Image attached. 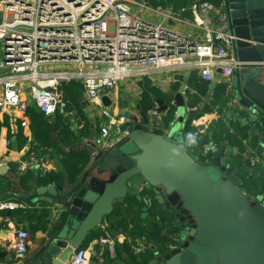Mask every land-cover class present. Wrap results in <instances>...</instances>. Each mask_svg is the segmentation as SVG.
<instances>
[{
    "label": "built area",
    "instance_id": "1",
    "mask_svg": "<svg viewBox=\"0 0 264 264\" xmlns=\"http://www.w3.org/2000/svg\"><path fill=\"white\" fill-rule=\"evenodd\" d=\"M212 17L218 26L209 20ZM224 19L220 7L209 0H193L189 7L178 9L155 5L152 0H0L4 45L0 111L16 106L25 113L22 125L26 126L31 100L46 115L56 112L63 101L59 88L63 83L80 82L87 99L103 107V96L126 78H152L155 73L186 69L225 85L227 108L234 114L238 104L233 81L241 62L232 50L234 36L226 30ZM186 27L192 30L183 33L181 29ZM24 82L31 85V100L21 96ZM43 83L46 86L39 87ZM171 110V103L154 99L146 120L155 129H165L163 117ZM103 114L110 121L102 126V136L96 141L99 145L109 141L112 126L119 124L109 108H104ZM201 118L194 124L198 137L206 136L212 124L209 117ZM243 156L251 167H264V152L247 151ZM50 166V149L39 145L18 159L16 172L44 173ZM146 203L150 205L151 200ZM26 206L24 201L0 199V212ZM13 230L15 256L24 264L30 233L22 227ZM98 243L104 251L111 248L114 237L104 234ZM90 260L89 249L80 247L67 264H90Z\"/></svg>",
    "mask_w": 264,
    "mask_h": 264
},
{
    "label": "water",
    "instance_id": "2",
    "mask_svg": "<svg viewBox=\"0 0 264 264\" xmlns=\"http://www.w3.org/2000/svg\"><path fill=\"white\" fill-rule=\"evenodd\" d=\"M218 6L241 62L233 81L238 118L264 147V0H219ZM185 88L182 84L175 95L181 116L186 112ZM102 101L110 106L113 100L104 95ZM91 128L90 176L61 189L50 184L36 190L53 196L47 200L60 204L62 215L54 220L56 228L33 264H67L138 178L155 188L160 203L170 205L175 217L187 223L177 229L174 221L175 233L165 249L156 250L143 264H264V197H251L241 187L237 169L229 170L226 144L206 138L210 159L201 162L182 129H148L143 119L133 116L125 123L126 132L99 145L94 142L96 125Z\"/></svg>",
    "mask_w": 264,
    "mask_h": 264
},
{
    "label": "crops",
    "instance_id": "3",
    "mask_svg": "<svg viewBox=\"0 0 264 264\" xmlns=\"http://www.w3.org/2000/svg\"><path fill=\"white\" fill-rule=\"evenodd\" d=\"M190 4L191 0L183 7H189ZM209 20L215 27L218 26L216 18L212 17ZM185 29H181V31L187 33L192 30L191 27ZM3 46L0 39V54L3 52ZM53 68L61 69L63 67L54 66ZM74 69L77 70V68ZM196 77H200L198 72L184 69L176 73H155L152 78H126L108 93L113 100L112 104L108 106L103 103V107L89 101L81 83L73 80L75 82L63 83L59 87L63 92V101L52 115L44 114L32 102L29 90L31 85L24 82L21 96L31 100L26 112L27 125H22L23 116L26 115L16 106L0 111V199L24 201L27 204L26 207L0 212V264H22L17 261L15 256L14 227L25 228L30 233L29 248L23 258L24 264H33L39 251L44 248L43 244L46 238H49L50 232L56 228L54 220L62 215V207L57 202L47 200L48 197L53 196L48 193L41 195L36 190L50 184H55L58 189H61L70 184L68 181L71 177L77 181L87 174L88 177L90 176L93 155L89 152L87 142L92 132V124L96 125L97 133L94 138V142H96L102 136V126L109 123L110 118L103 114L104 108H109L115 119L119 120L117 126H112V134L108 135L109 140L112 138L114 140L121 135L120 133H124L125 123L133 116L143 119L145 127L148 129H155L152 123L146 120L150 108L144 113L142 106L147 91V80H150L161 91L168 93L173 100L180 91L181 85L185 84L186 88L182 95L186 102V112L184 113L182 132L187 123L195 128V121L201 117L203 120L209 117L214 124L223 125L222 131L217 128L218 139H223L217 145L226 144L227 154L230 155L227 156L228 158L242 157L243 159V154L247 151H251L253 154H262L264 147L259 145L257 135H251L250 127L244 125L238 118L241 111L236 109L235 113L231 114L227 107L222 108L217 103L214 93L216 88L221 87V84L207 81L206 92H203V89H198L202 92L200 94L202 100L196 105L191 104L187 93L188 90L197 92L191 87V83H194ZM262 79L264 80V76ZM44 86H46L45 83L39 85V87ZM176 108L178 113L181 112L179 105ZM205 108L209 109L205 110ZM226 126L228 128H225ZM117 127L121 132L116 131ZM170 127L171 125L165 127L164 132L166 133ZM39 145L50 149L51 166L49 170L44 173L39 170H30L25 174H18L16 172L18 159L27 155L31 148L39 147ZM208 146L210 147L206 143L203 149L200 146L193 147V151L204 155ZM81 154L88 158V163L81 171L78 170L79 172L71 171L77 168L76 158ZM72 174L75 176L73 177ZM152 193L153 196H151ZM157 195L158 191L146 185L142 178L131 181L128 195L123 200L115 202L114 212L88 235V239L81 246L88 248L91 252L90 264H143L146 259L155 255L156 250L162 251L155 245L154 240L149 239L152 229L150 227L154 226V230H159L161 235H167L170 240L175 230L172 228L170 232L171 227L151 215L150 209H157L160 204L164 206V203H160ZM153 197L157 198L159 205L155 204ZM148 199L151 200L150 205L146 203ZM152 202H154V206L150 207ZM129 222L131 227L128 225ZM107 233L114 237V243L111 248H106L103 251L98 239ZM148 249L153 253L149 258L146 257Z\"/></svg>",
    "mask_w": 264,
    "mask_h": 264
},
{
    "label": "trees",
    "instance_id": "4",
    "mask_svg": "<svg viewBox=\"0 0 264 264\" xmlns=\"http://www.w3.org/2000/svg\"><path fill=\"white\" fill-rule=\"evenodd\" d=\"M193 0H191L192 2ZM212 1L213 3H215L217 6L219 4V0H209ZM189 2V0H154L153 4L155 5H161L163 7H172L174 9H178L181 8L183 6L186 5V3ZM75 82V81H72ZM77 85H79L78 83H76ZM82 85V84H81ZM146 86H147V91L144 95V99L142 102V106H143V111L144 113L152 107L153 105V99H158L161 102H169L171 103V108L172 110L170 111V113H168L167 115H165L163 117V123L165 125V127L170 126L173 122V120L176 118L175 117V110L177 107L176 103H173V99L172 97L166 93L161 91L160 89H158V87H156L155 85L152 84V82L150 80L146 81ZM207 80L202 79L201 77H196V79L194 80V83H191V87L192 89H196L197 92L194 93L191 90H188V98L190 99L191 104H197L202 100V96L200 94H202L201 91H198V89H203V92H206L207 89ZM201 92V93H200ZM227 88L225 85L221 84L220 88H216V91L214 93V95H216L217 98V103H219V106H221L222 108H226L227 107ZM217 105V104H216ZM209 109V108H205ZM187 126H185L184 130H183V136L185 138V141L187 142V145L189 146L190 150L192 151L193 155H195L199 161L201 162H207L210 159L209 155H200L197 152L193 151V147H201L203 149V146H205L206 142L205 139L206 138H212L217 144L221 143L222 140L218 139L217 136V128L220 129L222 131L223 129V125L222 124H214V122H212V124L210 125L209 129H208V133L206 136L204 137H197L195 136V128L187 123ZM161 132H164L163 129H158ZM189 134H194L195 137V143L194 144H190L188 137ZM76 162L77 164V168L71 171H81L85 164L88 163V158L81 154V156H79L78 158H76ZM248 161L244 158L242 159V157L239 158H234L233 162L231 163V167L230 170L233 168L237 169V173L238 175L241 177V187L251 196V197H258V192H256V188H255V184H261L262 185V193L264 192V167L262 165H257L252 167L251 170H249L247 164ZM78 171V172H79ZM72 176L74 177L75 174H72ZM69 183L74 182V179L71 177L69 178ZM261 191V190H260ZM151 196H153V193L151 194ZM264 196V195H262ZM154 198V199H153ZM152 199L154 200L155 204L159 205V202L157 200V198L153 197ZM154 202H152L153 204L150 206H154ZM149 207V208H150ZM150 213L153 217L156 218V220L161 221V223H166V226L171 227V229L169 230L171 232L172 228H173V222L175 220L174 217V210L170 205H166L164 204L159 206V208L157 209H150ZM128 222V221H127ZM128 224V223H127ZM131 227V223L129 222L128 224ZM165 226V224H163ZM151 226V225H150ZM154 226L150 227L151 229V237H149V239L154 240L155 241V245L160 249V250H164L165 249V244L167 242H170V238L167 237V235H161V233L159 232V230H154L153 228ZM157 227V226H156ZM158 229V228H157ZM148 241L149 239L146 238ZM153 253L151 252L150 249H148L146 257L149 258ZM147 260V259H146Z\"/></svg>",
    "mask_w": 264,
    "mask_h": 264
},
{
    "label": "rangeland",
    "instance_id": "5",
    "mask_svg": "<svg viewBox=\"0 0 264 264\" xmlns=\"http://www.w3.org/2000/svg\"><path fill=\"white\" fill-rule=\"evenodd\" d=\"M2 57H3V52H1V54H0V60L2 59ZM183 124H184V113L181 116L180 111H179L178 118H175L173 120V122L171 124V127L168 129V131L166 133H169L171 128H175L177 130L182 129ZM204 155H206V152L204 153ZM227 156H230V155L229 154H225V157H226L227 160H229L228 163L231 165V163L233 162V158H230V157L228 158ZM243 159H244V156H243ZM247 166L249 167L248 168L249 170L252 169V167L249 164H247ZM229 170H230V168H229ZM261 187H262L261 184H257V183L255 184L256 192L259 193L258 194V198L264 197V196H262V195H264V192L262 193V188Z\"/></svg>",
    "mask_w": 264,
    "mask_h": 264
},
{
    "label": "flooded vegetation",
    "instance_id": "6",
    "mask_svg": "<svg viewBox=\"0 0 264 264\" xmlns=\"http://www.w3.org/2000/svg\"><path fill=\"white\" fill-rule=\"evenodd\" d=\"M175 215H176V211H174V217H175ZM174 221H175L174 226L177 227V229L180 228L183 224H185V225L187 224V223L181 222L179 217H175Z\"/></svg>",
    "mask_w": 264,
    "mask_h": 264
},
{
    "label": "clouds",
    "instance_id": "7",
    "mask_svg": "<svg viewBox=\"0 0 264 264\" xmlns=\"http://www.w3.org/2000/svg\"><path fill=\"white\" fill-rule=\"evenodd\" d=\"M188 140H189V143H190V144H194V143H195V137H194V134H189Z\"/></svg>",
    "mask_w": 264,
    "mask_h": 264
}]
</instances>
